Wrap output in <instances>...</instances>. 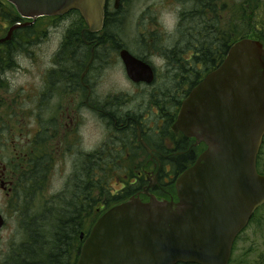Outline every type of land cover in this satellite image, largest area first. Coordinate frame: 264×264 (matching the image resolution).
I'll return each instance as SVG.
<instances>
[{
    "label": "flooded vegetation",
    "instance_id": "af4514ba",
    "mask_svg": "<svg viewBox=\"0 0 264 264\" xmlns=\"http://www.w3.org/2000/svg\"><path fill=\"white\" fill-rule=\"evenodd\" d=\"M4 1L0 4L10 5ZM178 1L182 9L176 31H165L161 15L146 8L133 19L135 0H107L103 27L96 32L77 10L34 21L18 14L16 22L9 19L8 29L18 22L30 24L0 44V244L11 217L19 228L31 225L27 217L37 200L44 213H59L67 197L75 198L86 213L81 230L93 228L95 212L131 197L179 200L176 179L207 145L176 131L174 124L191 90L222 63L238 38L240 5H252L251 0ZM252 22L251 10L248 23L243 18L241 23L250 29ZM52 43L56 47L48 53ZM123 51L147 63L154 79H131ZM112 55L122 67L125 88L111 89L104 81ZM31 61L39 65L38 76ZM19 73L21 83L10 76ZM89 125L102 134L97 144L93 136L98 130L85 132ZM263 148L264 143L259 157ZM258 170L264 174L259 158ZM104 174L118 178V187L111 189L109 178L103 181L114 201L105 199L96 207L95 180ZM263 215L264 205L237 235L229 264H264V252L257 255L254 247L257 229L249 231L264 229ZM12 251L0 256V264H22Z\"/></svg>",
    "mask_w": 264,
    "mask_h": 264
},
{
    "label": "water",
    "instance_id": "95a60500",
    "mask_svg": "<svg viewBox=\"0 0 264 264\" xmlns=\"http://www.w3.org/2000/svg\"><path fill=\"white\" fill-rule=\"evenodd\" d=\"M22 18L77 10L90 31L102 29L107 0H6ZM117 3L120 0H116ZM15 23L0 44L8 43ZM129 77L154 79L152 68L123 51ZM176 131L207 145L176 179L179 200L140 197L106 210L84 238L77 264H229L233 243L264 205L258 158L264 143V42H234L222 63L183 101ZM4 220L0 215V230Z\"/></svg>",
    "mask_w": 264,
    "mask_h": 264
},
{
    "label": "rangeland",
    "instance_id": "374dc122",
    "mask_svg": "<svg viewBox=\"0 0 264 264\" xmlns=\"http://www.w3.org/2000/svg\"><path fill=\"white\" fill-rule=\"evenodd\" d=\"M241 1L242 0H238L239 3H241ZM179 2L180 1H178V0H135V6L133 7V19L135 18V15H139L142 12V10H144L146 8L148 11L150 10L149 14H151V15H154V16L161 15V21L163 22V24L165 26V31H176V28H177L176 25L179 21V18H180L179 15H180V11L182 9V6L179 5ZM251 2H252V8H254L255 0H251ZM157 4H162V5L171 4L172 6H170V8L167 10L165 8H161V5H159V8H158ZM4 8L6 9V7H4ZM0 10H1V7H0ZM263 10H264V5H261L260 6L261 13ZM9 19H10L9 17L7 18V17L0 16V22H1L0 28L1 27L4 28L3 31H0V32H3V33H0V35L7 33V30H8V28H7L8 23L7 22H9ZM249 25H250V29L247 28L245 23H241V20L239 19L238 27H239L240 34L238 35V37H246L248 35L251 36V35L255 34L256 30L257 31L261 30L260 26L256 27V30H255V27L252 25V23H250ZM52 29L56 30V27H50V30H52ZM21 31H24V30H21ZM20 34H22V32ZM20 34L17 33V35H20ZM17 37L21 40V36H17ZM49 46L51 48H48L47 52L53 53L54 49L56 47V44L52 43ZM3 55H5V54H3ZM37 57L42 58L43 56L41 53L38 52ZM32 62L36 63V61H31V64H32ZM23 63L26 64V62H23ZM109 63H110L109 68H107V70L104 74V77H103L105 83L111 89L125 88V86H126L125 79H124L122 73H120V71H119V70H121L122 67L118 63V60L116 59L115 55H112L110 57ZM30 67L33 71H36V74H34V75L38 76L37 71L39 69V65L32 64V66H30ZM10 76L11 77L13 76L14 79H16V82L21 83L24 80V77L22 76L21 73H19V75H17V76L10 74ZM38 79H39L38 77H36V78L32 77L31 81H33V80L37 81ZM122 102H123V100H122ZM95 122H96V119H95ZM93 129H95V132H97V130H98L97 135L93 136L94 143L97 144L98 141L101 140V136H102V134H99V129L97 128V126H92V125H89L88 127L86 126L85 132L87 130H93ZM260 156H261V161H262L261 166H262V168H264V148H263V151L261 152ZM96 178L99 179V177H96ZM117 179L118 178H113V177L109 178L110 183L113 186L111 189H114V188L117 189V187H118V185L116 184L118 182ZM38 201L39 200H37L38 206L32 208L30 215L27 217L28 221L26 222V224H28L30 222V220L32 221V220L38 219L40 216H43V220H42L43 227L40 226L41 227L40 230L44 232L45 238L41 241V246L47 245V247H43V248L41 247L42 249L39 250V253L41 254L43 262L46 263V258H43L44 254L47 255V253L50 252L51 247H52L51 240H50V237H52V233L50 232V229H49L51 226L50 223L53 222V220H60V218L63 217V214H62L63 209L67 208V207H71L72 204L75 205L76 201H75V198L67 197V199L63 201L62 211L59 213H54L52 211L45 210L43 208V210H45V213H44L42 211V207L39 205ZM70 204H71V206H70ZM261 217L263 219L262 225H264V215ZM10 223H11V226L9 228H7V230L5 231L4 237H3L1 244H0V256L3 255V257H4L7 255V253L10 254V251L13 250L11 252V254L15 255L18 252L19 255L15 258V260L19 261V259L21 260V258L19 256L24 252V246L27 245L28 247H31L30 245H28L29 242L27 240H32V239L29 237V235L27 233V230L29 227L27 229L26 228L23 229L22 227L19 228L17 226L18 222L13 217L10 218ZM53 224H54V222H53ZM255 228L257 229V231H254L255 243H256L254 247L256 249V254L260 255L261 253L264 252V229H259L258 227L253 226L249 231H252ZM46 239L49 242L46 241ZM46 242H48V244ZM34 248L36 249L37 247H34ZM38 249H39V247H38Z\"/></svg>",
    "mask_w": 264,
    "mask_h": 264
},
{
    "label": "trees",
    "instance_id": "16d2710c",
    "mask_svg": "<svg viewBox=\"0 0 264 264\" xmlns=\"http://www.w3.org/2000/svg\"><path fill=\"white\" fill-rule=\"evenodd\" d=\"M244 3L246 4V2ZM251 5H252V2H251ZM261 5H264V0H255L254 8H252V6L243 7L240 5L239 19L241 20L243 18L244 22L247 24L248 19L250 17V11L252 10L253 12L252 25L255 27V30H256V27L260 26L261 30L260 31L256 30L254 35H251V36L248 35L246 37L255 38V39H258L264 42V12H263L264 10L261 13L260 11ZM3 6H5L6 9L3 8ZM0 7H1L0 16L7 17V18L9 17L12 23L19 20L17 18L18 13L15 11L13 6L11 9L9 6L1 3ZM0 31H3L2 27L0 28ZM242 38H245V37L235 38L233 43ZM212 41L213 43L215 42V40H212ZM227 41H230V39L222 38L223 43ZM210 55L211 53L207 54L208 57ZM261 163L262 161H261V156H260L259 157V168L262 171L263 168L261 166ZM108 178H110V176L108 177L107 174H104L102 177H100L99 179L96 178L95 180V190H96L95 205L96 207L100 201H103L105 199H108V201L110 200L114 201L113 196H111L110 193L106 191L105 184L103 183V181L107 180ZM64 209L62 211L63 217H61L60 220H53L54 224L53 222L50 223L51 226L49 229H50V232L52 233V237H50L52 247H51L50 252L47 253V255L44 254L43 258H46V263L43 262L41 254L39 253V250H41L43 247H47V245L41 246V241L45 238L44 232L40 230V228L43 227V224H42L43 216H40L38 219L32 220L30 222L31 225H29L27 233L32 240H27V241L29 242L28 245H30L31 247H28L27 245L24 246V252L19 256L21 258V260L19 259L20 263L24 264L25 262H28V261L31 262L32 260L36 262L38 261L39 264H76L77 263L79 253H80L82 243H83L82 240L80 239L81 233L84 232L85 234L88 235L91 229L90 230L77 229L79 226H82L83 217L84 218L86 217L85 215L86 213L83 216L81 210L77 208V203L75 205L72 204L71 207H67ZM84 211L86 212V210ZM101 214H98L97 212H95V222L101 216ZM46 241L48 240L46 239ZM48 242L46 243L48 244ZM34 247H37V248L35 249ZM16 255L17 256L19 255L18 252L14 256ZM179 264H186V263H179Z\"/></svg>",
    "mask_w": 264,
    "mask_h": 264
}]
</instances>
